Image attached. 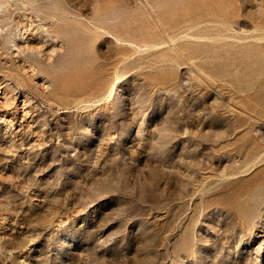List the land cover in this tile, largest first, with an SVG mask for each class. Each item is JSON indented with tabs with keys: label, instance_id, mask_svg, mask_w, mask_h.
Here are the masks:
<instances>
[{
	"label": "rangeland",
	"instance_id": "rangeland-1",
	"mask_svg": "<svg viewBox=\"0 0 264 264\" xmlns=\"http://www.w3.org/2000/svg\"><path fill=\"white\" fill-rule=\"evenodd\" d=\"M263 233L264 0H0V264H264Z\"/></svg>",
	"mask_w": 264,
	"mask_h": 264
},
{
	"label": "bare ground",
	"instance_id": "bare-ground-1",
	"mask_svg": "<svg viewBox=\"0 0 264 264\" xmlns=\"http://www.w3.org/2000/svg\"><path fill=\"white\" fill-rule=\"evenodd\" d=\"M233 17H234V12H232V11L226 14L227 21L230 23L234 22ZM235 21H237V20H235ZM199 37H201V36H199ZM258 236H260V235L258 234ZM262 243L264 244V236H262L260 241L258 240V244L256 246L254 245L255 246L254 248L257 250L260 247L259 245H262Z\"/></svg>",
	"mask_w": 264,
	"mask_h": 264
}]
</instances>
